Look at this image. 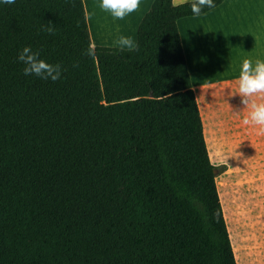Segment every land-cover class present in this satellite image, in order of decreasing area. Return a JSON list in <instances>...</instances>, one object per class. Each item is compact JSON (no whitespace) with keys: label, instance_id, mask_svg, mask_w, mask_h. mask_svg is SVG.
I'll return each instance as SVG.
<instances>
[{"label":"trees","instance_id":"1","mask_svg":"<svg viewBox=\"0 0 264 264\" xmlns=\"http://www.w3.org/2000/svg\"><path fill=\"white\" fill-rule=\"evenodd\" d=\"M192 3L153 0L139 51L93 59L82 0H0V264H236L177 28ZM25 46L67 71L25 76Z\"/></svg>","mask_w":264,"mask_h":264},{"label":"crops","instance_id":"2","mask_svg":"<svg viewBox=\"0 0 264 264\" xmlns=\"http://www.w3.org/2000/svg\"><path fill=\"white\" fill-rule=\"evenodd\" d=\"M82 1L90 42L96 47L119 48L115 42L121 35L136 40L138 25L153 0H141L138 10L123 20L101 10L100 0ZM177 28L210 161L216 162L223 151L231 156L227 163L255 169L264 163V135L242 124L246 112L235 95V80L245 58L264 59V0H224L202 15L179 19ZM245 202L248 199H237L239 205ZM260 223L252 236L248 264H264V189ZM234 255L238 264L235 251Z\"/></svg>","mask_w":264,"mask_h":264},{"label":"clouds","instance_id":"3","mask_svg":"<svg viewBox=\"0 0 264 264\" xmlns=\"http://www.w3.org/2000/svg\"><path fill=\"white\" fill-rule=\"evenodd\" d=\"M2 2L11 5L15 3V0H2ZM186 2L187 0H171V6L178 8ZM140 3L141 0H100L99 7L101 10L109 12L113 18L123 20L129 14L136 12L140 7ZM214 6V0H193L191 12L193 15L199 16L205 8ZM41 30L49 35H55L58 27L48 21L43 23ZM115 43L122 51H139L137 41L131 36L121 35ZM83 55L98 59L94 42L89 43ZM17 61L24 65L23 74L25 76H36L45 81L51 80L55 82L67 71L62 63H50L42 59L41 52L33 50L29 46H25L20 50L17 55ZM72 67L78 68L79 62H73ZM235 84L237 86L235 95L241 98V104L244 105L243 111L246 112V115L242 118V124L253 126L256 128L257 135H264V59L245 58L242 61ZM240 112L235 113V115L239 116ZM229 157L231 156L220 151L216 160L218 167L223 166L227 169H232L227 165Z\"/></svg>","mask_w":264,"mask_h":264},{"label":"rangeland","instance_id":"4","mask_svg":"<svg viewBox=\"0 0 264 264\" xmlns=\"http://www.w3.org/2000/svg\"><path fill=\"white\" fill-rule=\"evenodd\" d=\"M211 163L218 166L216 162ZM227 165L232 169L225 167L216 174L217 190L234 248L233 253L235 251L238 264H248L250 249H253L252 236L260 227L262 218L264 163H260L255 169H247L236 162H228ZM238 198L241 201L248 199L249 202L239 205Z\"/></svg>","mask_w":264,"mask_h":264},{"label":"water","instance_id":"5","mask_svg":"<svg viewBox=\"0 0 264 264\" xmlns=\"http://www.w3.org/2000/svg\"><path fill=\"white\" fill-rule=\"evenodd\" d=\"M217 172L216 171H214V174H216Z\"/></svg>","mask_w":264,"mask_h":264}]
</instances>
